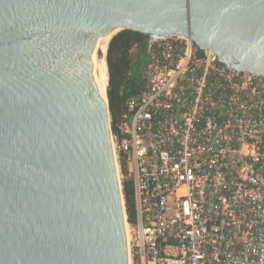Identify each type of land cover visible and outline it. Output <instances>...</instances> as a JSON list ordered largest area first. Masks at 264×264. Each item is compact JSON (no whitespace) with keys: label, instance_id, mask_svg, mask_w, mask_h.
I'll return each mask as SVG.
<instances>
[{"label":"water","instance_id":"1","mask_svg":"<svg viewBox=\"0 0 264 264\" xmlns=\"http://www.w3.org/2000/svg\"><path fill=\"white\" fill-rule=\"evenodd\" d=\"M115 29L264 74V0H0V264H131L102 80Z\"/></svg>","mask_w":264,"mask_h":264},{"label":"built area","instance_id":"2","mask_svg":"<svg viewBox=\"0 0 264 264\" xmlns=\"http://www.w3.org/2000/svg\"><path fill=\"white\" fill-rule=\"evenodd\" d=\"M148 49L147 92L110 130L134 182L131 264H264V74L181 35Z\"/></svg>","mask_w":264,"mask_h":264},{"label":"trees","instance_id":"3","mask_svg":"<svg viewBox=\"0 0 264 264\" xmlns=\"http://www.w3.org/2000/svg\"><path fill=\"white\" fill-rule=\"evenodd\" d=\"M150 37L132 29L119 30L109 41L107 65L109 82L107 97L110 109V123L114 133H119L118 124L122 122L130 99L140 97L147 92L144 70L151 60L148 49ZM123 174L122 186L128 220L137 222L135 189L133 179L129 177L127 163L120 161Z\"/></svg>","mask_w":264,"mask_h":264},{"label":"bare ground","instance_id":"4","mask_svg":"<svg viewBox=\"0 0 264 264\" xmlns=\"http://www.w3.org/2000/svg\"><path fill=\"white\" fill-rule=\"evenodd\" d=\"M117 31H118V29H115V30L110 31L109 33H107L105 35V53L103 56L102 80H103V87H104L106 103H107V88H108V82H109V73H108V65H107V61H106V52H107L108 43H109L110 39L117 33Z\"/></svg>","mask_w":264,"mask_h":264},{"label":"rangeland","instance_id":"5","mask_svg":"<svg viewBox=\"0 0 264 264\" xmlns=\"http://www.w3.org/2000/svg\"><path fill=\"white\" fill-rule=\"evenodd\" d=\"M122 180H123V176H122L121 169H120V181H121V183H122Z\"/></svg>","mask_w":264,"mask_h":264}]
</instances>
